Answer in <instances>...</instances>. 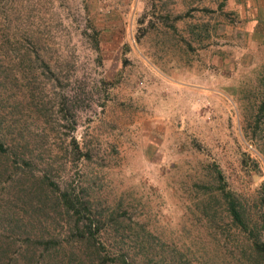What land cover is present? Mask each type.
<instances>
[{
  "label": "rangeland",
  "instance_id": "rangeland-1",
  "mask_svg": "<svg viewBox=\"0 0 264 264\" xmlns=\"http://www.w3.org/2000/svg\"><path fill=\"white\" fill-rule=\"evenodd\" d=\"M263 89L264 0H0V264H247Z\"/></svg>",
  "mask_w": 264,
  "mask_h": 264
},
{
  "label": "trees",
  "instance_id": "trees-1",
  "mask_svg": "<svg viewBox=\"0 0 264 264\" xmlns=\"http://www.w3.org/2000/svg\"><path fill=\"white\" fill-rule=\"evenodd\" d=\"M264 113V89L261 92V96L259 102L257 104V111L255 117H252L248 120L249 127L252 128V132L256 133V130L259 128H263L261 130V134L259 137H255L257 139L256 143L258 148H260V152L264 155V120L260 119V115ZM4 151L3 144L0 143V152ZM215 178L220 183V193L222 197L227 202V209L229 216L231 217L232 221L234 222L235 226L242 231L247 240V250L249 251L247 264H264V239L263 235L257 228H253L250 226L248 219H246L245 213L241 210L240 205L236 201L234 195L231 191L227 190L226 186L222 183V174L221 171L215 167ZM119 252V251H118ZM246 252V251H245ZM120 254V253H118ZM119 260L120 257H118Z\"/></svg>",
  "mask_w": 264,
  "mask_h": 264
},
{
  "label": "crops",
  "instance_id": "crops-1",
  "mask_svg": "<svg viewBox=\"0 0 264 264\" xmlns=\"http://www.w3.org/2000/svg\"><path fill=\"white\" fill-rule=\"evenodd\" d=\"M253 1H256V0H253ZM258 1V0H257ZM256 6V5H255ZM258 7H259V4H258Z\"/></svg>",
  "mask_w": 264,
  "mask_h": 264
}]
</instances>
